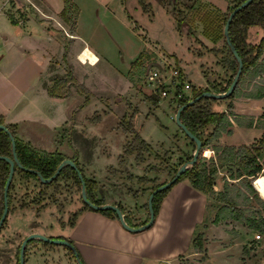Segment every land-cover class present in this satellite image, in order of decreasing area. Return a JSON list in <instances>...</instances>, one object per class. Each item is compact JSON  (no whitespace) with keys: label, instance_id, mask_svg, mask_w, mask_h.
Instances as JSON below:
<instances>
[{"label":"rangeland","instance_id":"obj_1","mask_svg":"<svg viewBox=\"0 0 264 264\" xmlns=\"http://www.w3.org/2000/svg\"><path fill=\"white\" fill-rule=\"evenodd\" d=\"M13 1L12 6L20 13L30 14L26 0ZM75 1L80 6L77 27L66 24L60 16L56 17L58 22L54 20L59 28L66 25L71 29L76 35L74 38L66 39L63 30L58 31L54 41L40 32L34 33L35 41L30 47H36L38 52L48 47L53 49H50L53 55L47 74L45 64L40 75L38 65L26 64L15 53L10 56L0 50L3 58L0 68L7 70L5 74L9 78V86L3 83L0 97H4L7 106L24 90L21 109L29 117L38 116L42 122L30 123L26 128L33 126L42 137L25 139L15 126V133L20 135L17 136L46 151L57 150L68 156L77 152L83 173L95 182L94 198L119 200L118 205L132 221L140 224L149 216L147 200L152 187L171 178L180 160L193 154L195 149L194 141L175 121L179 101L175 95L176 82H188L190 87L183 86V93L190 96L194 88L221 89L234 77L224 23L235 0ZM244 32V39L251 46L256 47L264 39V28L260 25L251 24ZM84 43H89L91 50L98 54L94 65H82L76 57L79 51L76 49ZM140 54L139 63L133 64ZM10 60L15 62L8 64ZM258 63L264 64V50ZM149 69L158 70L165 81L159 85L147 81ZM249 72L237 84L234 96L207 97L203 104L212 110H224L230 121L217 141L264 148V97L259 101L252 95L264 96V68L255 76ZM58 79L67 81L68 95L63 101L50 99L41 91L42 81L52 86ZM160 85L164 86L162 90ZM133 131L149 145L143 152V161L136 159L135 150L130 153L126 148L132 141ZM245 135L253 141L243 142L247 140ZM214 144L215 141L206 148L211 149ZM201 155L208 164L209 158L216 154L211 149L209 156ZM260 161L264 164V151ZM232 172L236 173V165ZM258 175L264 176V170ZM145 176L148 180L140 179ZM253 178L250 180L254 190H250L236 174L231 177L226 167L214 174L215 191L208 194L204 225L199 228L201 246L191 248L199 252L193 259L202 264H264V225L258 222L263 225L260 230L243 220L247 216L264 218V196L260 195ZM226 189L237 200L236 206L228 207L238 209L242 218H233L225 210L219 221L213 222L224 204L217 199V193ZM84 206L81 184L72 174H64L54 183L46 184L15 173L8 215L0 227V264H18L20 244L31 232L50 237L66 235ZM205 223L208 229L204 228ZM188 254L193 257L191 252ZM25 264L78 262L64 244L35 238L25 247Z\"/></svg>","mask_w":264,"mask_h":264},{"label":"crops","instance_id":"obj_2","mask_svg":"<svg viewBox=\"0 0 264 264\" xmlns=\"http://www.w3.org/2000/svg\"><path fill=\"white\" fill-rule=\"evenodd\" d=\"M39 1H41V3H37L33 0H26L25 5L28 4L27 6L29 7L30 14L27 13L25 15V12L20 13L17 8L13 6L11 8L12 11H0V50L3 49L10 56L15 53V55L26 64L33 65L34 63L38 65L40 68L38 69L39 74L42 75V64H45L47 67L46 74L48 73V66L50 65V59L53 55V51L51 50L53 49L48 47L44 51L38 52L35 51L38 50L36 47H30L31 42L34 43L35 41L34 33H42L49 41L57 40L56 36L59 30L64 31L66 39L74 38L76 35L66 25L65 27L62 26V28H59V26L54 23V20L58 22L56 17L60 16L59 18H63L62 13L65 8L64 0H62V2H58V0ZM73 2L78 6L75 23V27H77V20L80 16V6L75 0H73ZM31 3L33 5H31ZM11 18L15 22H12ZM66 24L68 23L66 22ZM71 46L72 45H70V47ZM85 48L93 52L90 44L84 43L80 49H76L79 50L76 54L79 61V56ZM27 49L31 51L29 52ZM1 57L2 54L0 52V59H3ZM5 62L6 60L4 59V64H6ZM13 62L15 61L10 60L8 64ZM80 63L83 65L84 62L80 61ZM86 63L94 65L91 62ZM6 72L7 70L0 68V89H3V83H5L7 87L9 86V78L8 74H5ZM8 72L12 74V70ZM40 86L42 89L41 91L46 93L50 99L60 98L59 100L62 101L67 99V97L50 95L47 91L46 81H42ZM23 95L24 90L20 91V93L14 97L12 103L7 106L4 104V97H0V115L3 117V123L14 127L17 126V130L23 132L24 138L26 137L25 139L31 140L29 139L31 137L41 139L42 136L36 134L33 126L32 128H26V125L30 123L41 121H38V116L34 117L32 115L29 117V113L21 109V99L25 98ZM262 97L264 96L255 98H259V101H261ZM67 110H69V105ZM49 120L53 122L52 119L49 118ZM66 124L68 125L69 123ZM16 135H19V133ZM219 138L220 135L217 139ZM246 138L247 140L245 139L243 141L246 144L253 141L249 139L248 135ZM221 144L236 145V142L232 141ZM262 170H264V168ZM208 199L207 194L193 187L188 178H184L175 183L166 192L161 200L153 225L147 229L139 232L130 231L122 226L119 219L113 214H105L83 207L77 214L73 223H69L68 232L63 237L69 238L74 242L85 264H202V261L193 259L198 255V249L191 251V248L195 246L193 245V239L197 235L200 239L202 238L199 228L204 225ZM105 202L117 205L120 203L119 200L109 199H105L104 203ZM123 214L127 213L125 212ZM206 225L205 223L204 228L207 227ZM206 229H208V227ZM203 241L207 240L203 239ZM188 252H191L193 257L188 256L190 255ZM187 256L189 258H186Z\"/></svg>","mask_w":264,"mask_h":264},{"label":"trees","instance_id":"obj_3","mask_svg":"<svg viewBox=\"0 0 264 264\" xmlns=\"http://www.w3.org/2000/svg\"><path fill=\"white\" fill-rule=\"evenodd\" d=\"M65 1V8L62 13L63 19L69 23L70 25L74 26L76 23V16L78 13V6L73 2V0H64ZM141 3L143 0H139ZM243 0H235L234 5L232 6L231 10L238 5ZM146 6V5H144ZM230 10V11H231ZM76 13V14H75ZM227 17L225 18L226 22ZM12 22H15L11 18ZM260 25L264 28V0H252L248 5L243 7L241 10H239L234 17L232 18L230 25H229V33L231 36V39L233 43L235 44L239 54L241 55L243 59V68L241 75L238 79L237 84L240 82V80L244 77L245 73H249L253 76L260 74L263 72L264 64L258 63V58L262 54V51L264 50V39H262V42H260L256 47L251 46V44L247 43L244 39L245 37V30L246 28L251 25ZM225 25V23H224ZM226 41V39H225ZM227 50L232 56V66L234 67V75L237 70L238 62L236 58L234 57L230 47L227 44L226 41ZM254 51V52H253ZM141 54L138 56V58L135 60L133 64L139 63ZM261 69V70H260ZM260 70V73L258 72ZM231 79L228 81L227 85L225 87H222L221 89H218L217 87H213V90L216 92H222L225 91L229 84L231 83ZM67 81L64 79H58L52 86H47V91L50 95L58 96V97H66L68 95V86ZM184 84V83H183ZM183 84L176 85L175 95L179 96L180 91L183 87ZM237 86V85H236ZM235 88L233 91L225 98L232 97L235 95ZM163 85H160V89H163ZM203 90H209V88H205ZM203 90L194 88L192 90L191 95H181L178 97V106L185 103L186 101L190 100L191 98L198 95ZM256 95L258 97V93L252 94ZM207 97H202L198 101L192 103L191 105L185 107L181 111V120L187 125V127L195 133L201 140H202V147L204 148L203 154L206 156H209L211 153V149L214 150L215 156H211L209 158V163L207 164L205 162L206 158L203 155H199L196 162L189 166L174 182L172 185L168 186L167 188L159 191L155 194L153 198V207L155 211V217L158 213L160 203L166 192L177 182L184 178H188L189 182L193 187L196 189L202 191L205 194H210L214 192V174L217 172L219 168L226 167L230 171L231 177L236 174V177H239V180H243L244 185L249 188L250 190H254V186L250 180V178L258 176L260 172H262L264 166L260 162V157L262 156V153L264 151V148L256 147L252 149L248 145H240L235 146L232 144H221L217 141V138L219 137L221 130L226 127L227 124H230L229 119L227 118V114L224 111H218V110H212L206 107V104H203V101ZM211 99H216L213 97H210ZM224 99V98H222ZM155 101L158 100V98L155 97ZM0 123H3V117L0 116ZM10 126V125H7ZM14 126H10L9 129L12 131L15 143H16V152L19 157V160L21 163L30 168H35L40 171V173L44 177H49L52 175L58 164L64 159V158H71L77 166L80 168V170L83 172V169L79 166V161L77 158V152L74 153L72 156H68L62 152L59 151H46L44 149H40L37 147L32 146L29 142L22 140L19 138L16 133ZM134 136L132 138V141H129L127 143V150L131 153L132 151H136V159L139 161H143L144 155L143 152L147 151L149 149L148 143L139 135L138 132L133 131ZM192 141V140H191ZM215 141V144L211 147V149L206 148L211 146V143ZM262 145H264V138L262 139ZM0 154H6V155H12V144L10 136L4 131L0 129ZM181 157V156H180ZM179 157V158H180ZM192 157V154L184 160H180L178 166L175 167L173 172L175 173L177 168L186 160H189ZM236 165V173L232 172L233 166ZM9 171V163L3 159H0V216L3 211L4 201H3V188L4 184L8 175ZM147 171V170H145ZM15 173H20L21 175L25 177H33L36 179H39V176L35 173L29 172L27 170H24L22 168H19L18 166L15 167ZM173 173V175H174ZM64 174H72L76 181H78L81 184V181L77 175L76 170L71 165H65L60 170L59 174L50 182L46 184L54 183L59 177H61ZM84 175L85 183H86V190L87 195L89 199L95 203L102 204L104 203L103 200L97 201L92 192L95 188V182L94 180L88 178ZM172 175V176H173ZM14 177V176H13ZM140 179H146L148 178L145 176L140 177ZM165 182V181H163ZM161 182V183H163ZM13 179L10 183L9 190H8V200L10 201V188L12 186ZM160 183V184H161ZM159 185V184H158ZM157 186V185H156ZM156 186L152 187L155 188ZM151 189V190H152ZM238 192H235V195H237ZM217 199L219 201H224V204L218 209L213 222H218L219 219L222 216V211L228 210L227 212L230 213L229 215L233 218L240 219L241 216L238 212V209L236 208H229L228 206L232 204L233 206L237 205V200L229 194V190H222L217 193ZM264 203V199L262 200ZM84 202V201H83ZM9 204V202H8ZM85 208L96 210L103 212L105 214H113L116 218V213L111 209H103V210H97L92 207H90L87 203H85ZM148 205V204H147ZM122 212H124V209L121 205H118ZM239 214V215H238ZM77 216V215H76ZM242 218V217H241ZM125 221L130 225H139V223H134L132 219L128 216V214H124ZM243 220H246V222L252 227L256 229L263 230L264 225V218L260 216L259 218H255L253 216H247ZM145 222V221H144ZM263 224V225H260ZM141 224V223H140ZM153 225V224H152ZM262 226V227H261ZM151 227V226H150ZM63 237V236H59ZM66 238V237H63ZM72 244L74 242L69 239ZM198 241V243L196 242ZM193 244L201 246V240L200 237L197 235L193 239ZM75 245V244H74ZM67 247V246H66ZM70 249L69 247H67ZM71 251V250H70ZM78 251V250H77ZM72 252V251H71ZM73 254V252H72ZM74 256V254H73ZM75 257V256H74ZM78 258L79 260L85 264L83 258L81 257V254L78 251ZM18 264H19V253H18Z\"/></svg>","mask_w":264,"mask_h":264},{"label":"water","instance_id":"obj_4","mask_svg":"<svg viewBox=\"0 0 264 264\" xmlns=\"http://www.w3.org/2000/svg\"><path fill=\"white\" fill-rule=\"evenodd\" d=\"M252 0H243L242 2H240L238 5H236L229 13L225 25H224V35H225V39L227 41L228 46L230 47L234 57L236 58L237 62H238V66H237V70L235 72V75L231 81V83L229 84L228 88L225 91L222 92H216V91H212V90H203L202 92H200L198 95H196L195 97L191 98L190 100L186 101L185 103L179 105V107L176 110L175 113V121L177 122V124L179 125V127H181V129L184 131V133L195 143V149L194 152L192 154V157L189 160L184 161L176 170V172L174 173L173 176H171V178H169L168 180H166L165 182L157 185L155 188H153L151 190V192L148 195V212H149V216L148 219L139 224V225H130L128 224L125 219H124V214L121 210V208L114 203H109V202H105L102 204H98L95 203L93 201H91L87 195V190H86V183H85V179H84V175L83 172L80 170V168L77 166V164L71 159V158H64L57 166L55 172L50 175L49 177H44L39 170L35 169V168H30V167H26L24 166L21 161L19 160V157L17 155L16 152V143H15V138L14 135L12 133V131L7 127V125L5 123H0V129L4 130L11 139V144H12V155H6V154H0V159H3L5 161H7L9 163V171H8V175L4 184V188H3V201H4V206H3V211L2 214L0 216V227L4 224V221L7 218L8 215V210H9V200H8V190H9V186L10 183L13 179L14 176V172H15V167L18 166L19 168H22L24 170H27L29 172L35 173L39 176L40 180L48 183L51 180H53L60 172V170L62 169L63 166L65 165H71L77 172V175L81 181V197L82 200L87 203L90 207L97 209V210H103V209H111L113 210L119 221L121 222L122 226H124L126 229L133 231V232H139L142 231L144 229L149 228L150 226H152L154 220H155V211H154V207H153V198L155 196L156 193H158L159 191L167 188L168 186L172 185L174 182H176V180L178 179V177L192 164H194L197 160V158L199 157V155L201 153H203L204 148L202 147V140L195 134L193 133L188 127L187 125L181 120V111L191 105L192 103L198 101L199 99H201L202 97H213V98H225L227 97L235 88V86L237 85L238 79L241 75L242 72V68H243V59L241 57V55L239 54L235 44L233 43L230 33H229V25L230 22L232 20V18L234 17V15L241 10L243 7H245L246 5H248ZM42 239L46 242L49 243H59V244H64L65 246L69 247L70 250L73 252L78 264H83L79 258H78V251L77 248L74 244H72L69 240H67L66 238L63 237H50L47 236L45 234L39 233V232H31L28 235H26L24 237V239L22 240L21 244H20V248H19V264H25V247L27 245V243L29 241H31L32 239Z\"/></svg>","mask_w":264,"mask_h":264},{"label":"built area","instance_id":"obj_5","mask_svg":"<svg viewBox=\"0 0 264 264\" xmlns=\"http://www.w3.org/2000/svg\"><path fill=\"white\" fill-rule=\"evenodd\" d=\"M15 1H17V0H15ZM13 3H14L13 0H0V11H8L9 9L12 8ZM147 81H149L150 83H156L157 85H159V84H162L165 81V79L159 73L158 70L149 69L147 71ZM178 84H182V83L176 82L175 86ZM183 86L188 88V87H190V84L187 82V83H184ZM184 87H182L180 94H178L179 96L184 95V93H183ZM179 96H176V97L178 98Z\"/></svg>","mask_w":264,"mask_h":264},{"label":"bare ground","instance_id":"obj_6","mask_svg":"<svg viewBox=\"0 0 264 264\" xmlns=\"http://www.w3.org/2000/svg\"><path fill=\"white\" fill-rule=\"evenodd\" d=\"M80 61L86 63L91 62L95 63L98 59L97 56L91 52L88 48H85L82 52V54L79 56ZM254 184L257 187V190L259 191L261 196H264V176L258 175L254 178Z\"/></svg>","mask_w":264,"mask_h":264}]
</instances>
